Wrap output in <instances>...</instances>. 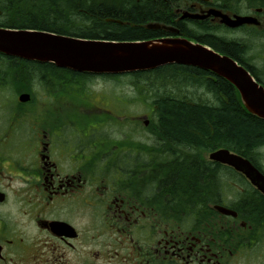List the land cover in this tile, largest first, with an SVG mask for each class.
<instances>
[{
    "label": "flooded vegetation",
    "instance_id": "1",
    "mask_svg": "<svg viewBox=\"0 0 264 264\" xmlns=\"http://www.w3.org/2000/svg\"><path fill=\"white\" fill-rule=\"evenodd\" d=\"M5 1L0 20L8 18ZM140 6L150 15L140 25L148 36L138 40L187 38L222 52L235 48L249 67L264 69V0H133L134 9ZM106 27L90 20L84 29L96 36L86 38L103 37ZM251 53L260 55L253 64L245 58ZM34 88L36 102L30 95L21 103L31 106L21 117L32 124L15 136L0 133V264L246 263L248 249L264 238L261 192L251 191L260 207L243 204V190L221 197L231 213L213 201L174 206L160 181L175 159L168 144L153 140L154 109L141 119L132 113L128 125L111 114L121 117L136 93L96 98L79 77ZM47 117L50 125H42Z\"/></svg>",
    "mask_w": 264,
    "mask_h": 264
},
{
    "label": "trees",
    "instance_id": "2",
    "mask_svg": "<svg viewBox=\"0 0 264 264\" xmlns=\"http://www.w3.org/2000/svg\"><path fill=\"white\" fill-rule=\"evenodd\" d=\"M4 3L8 18L0 21L3 27L39 29L86 38L96 36L95 30L84 29L91 20L94 24L110 26L104 28L103 37L95 39L138 40L148 36L140 25L150 15V8L140 6L134 9L133 0H6ZM106 18L111 21L103 23ZM114 19L122 24L112 21ZM209 46L222 52L215 45ZM235 50L232 48L223 53L246 66L264 85V79ZM93 76L58 68L51 63L25 61L0 53V86L13 87L14 82L24 84L23 81L26 85L29 79L49 86L58 79L77 80V77ZM101 77L129 78L130 85L149 88L146 98L152 102L156 112L153 124L156 127L153 131L155 139L168 144L169 158L175 159L161 169L168 178L160 181L161 188L165 183L164 188L168 190L174 206L207 205L209 200L218 204L225 187L230 188L229 181L238 183L233 189L247 190V193L240 194V198L245 200L243 204L250 207L263 204L258 195L251 193L255 189L240 174L194 155L226 148L264 172L258 162L260 149L264 148V120L245 109L237 90L229 82L209 71L177 64ZM19 85L15 84L16 87ZM180 85L182 89L178 88ZM31 86L22 90L29 91ZM189 88L203 89L202 95L211 99H199L189 92ZM224 175L228 177L226 181L222 179Z\"/></svg>",
    "mask_w": 264,
    "mask_h": 264
},
{
    "label": "water",
    "instance_id": "3",
    "mask_svg": "<svg viewBox=\"0 0 264 264\" xmlns=\"http://www.w3.org/2000/svg\"><path fill=\"white\" fill-rule=\"evenodd\" d=\"M0 53L93 74L147 71L171 64L199 68L229 82L237 90L245 109L264 120V85L230 55L187 38L117 41L0 26ZM28 99V93L18 96L20 102ZM208 158L231 166L264 195V174L248 159L226 148L210 152ZM216 208L221 210L220 206Z\"/></svg>",
    "mask_w": 264,
    "mask_h": 264
},
{
    "label": "rangeland",
    "instance_id": "4",
    "mask_svg": "<svg viewBox=\"0 0 264 264\" xmlns=\"http://www.w3.org/2000/svg\"><path fill=\"white\" fill-rule=\"evenodd\" d=\"M1 21V20H0ZM17 29H21V28H17ZM26 29V28H25ZM29 29V28H27ZM260 55L259 54H254L251 53L249 55H246L245 58L250 62V63H254L256 61L259 60ZM16 58V57H14ZM20 59V58H18ZM25 60V59H22ZM26 61V60H25ZM27 61H31V60H27ZM38 62V61H36ZM42 63V62H40ZM256 71V73L262 78L264 79V69H254ZM80 80L83 81H87L89 82V87H91L92 89H94V95L96 96V98L98 97V95H103L104 97H109V98H113V93H117L122 95V97H132V95H134L133 93H136L138 96V99L135 103H129L128 102V108L129 109H125V111L122 112V115H124L122 117L119 116V113H111L112 115H115L116 121L117 122H121L124 123L125 125H128L131 123V116L132 113L133 115H135L136 117L138 116H143L144 114H149L150 113V109L153 108L152 104L150 103V100H148L146 98L147 94L149 93L148 90L149 88H147V86H142V87H134L131 88L130 86V81L129 78H113V79H108V78H102L101 76H93V78H88V77H79ZM129 81V82H128ZM20 84V82H14L13 83V87H7V85L4 86H0V133H3L5 131H8L9 136L12 134V136H15L17 132L19 131H26L27 126L31 125V121L30 118L24 120L21 116H22V111L23 110H27V112L29 111V108H31V106L29 107L26 106H21V102L18 100V95L22 93V89L27 88L29 86L30 90L29 91H23L25 93H28L31 95V98L33 99V102L35 100H37L36 96L38 94V91H35V84H37V81L33 80V79H29L25 84V81H23L22 83L24 84H20L19 87H16L15 84ZM130 83V84H129ZM24 85V86H23ZM137 88V89H136ZM179 89H182L183 87L180 85L178 87ZM177 88V89H178ZM203 89H193V88H189V92L197 97L203 98V99H211L208 96H203ZM39 92H41V90L39 89ZM3 95H7V98H2L1 96ZM141 95V96H140ZM105 110H107L105 108ZM131 110V111H130ZM16 114V116H15ZM98 115L102 116V112H100ZM152 115V113H151ZM145 117V116H144ZM143 117V118H144ZM33 119V118H32ZM139 119H141V117H139ZM52 121V119H50L49 117H47L46 119H44L42 121V125H50V122ZM142 123V121H140ZM143 124V123H142ZM141 124V125H142ZM153 125V124H152ZM154 126V125H153ZM137 127V130L139 131V136H142V128L141 126H135ZM6 129V130H4ZM146 132V131H145ZM153 137L154 134H153ZM14 139L13 137L9 138L8 140H12ZM155 141H158L156 139H153ZM261 151V155L258 154V162L261 166V168L264 170V148L260 149ZM208 153L209 152H197L194 153V155L197 157L200 156L203 160L205 161H209L208 160ZM256 153V152H255ZM192 154V153H191ZM256 156V155H255ZM257 159V158H256ZM229 172V171H228ZM223 181L227 180L226 178H222ZM221 179V182H222ZM238 183L233 182V184L231 185V187L229 189H227L225 187L222 188L224 189V191L221 193L222 197L226 198L228 196L231 195H235L238 196V191L233 189L235 187V185H237ZM240 197V196H239ZM241 199V198H240ZM226 199H223L224 202ZM208 201H206L207 203ZM209 202L211 203V201L209 200ZM209 204V203H208ZM207 204V205H208ZM220 204V203H218ZM264 238L260 241V244H258V246H254L251 249H248V254L246 256V263L245 264H261L262 261H264ZM257 257H259V259H257Z\"/></svg>",
    "mask_w": 264,
    "mask_h": 264
},
{
    "label": "bare ground",
    "instance_id": "5",
    "mask_svg": "<svg viewBox=\"0 0 264 264\" xmlns=\"http://www.w3.org/2000/svg\"><path fill=\"white\" fill-rule=\"evenodd\" d=\"M243 191H245V192H246L247 190H243ZM246 193H247V192H246Z\"/></svg>",
    "mask_w": 264,
    "mask_h": 264
}]
</instances>
